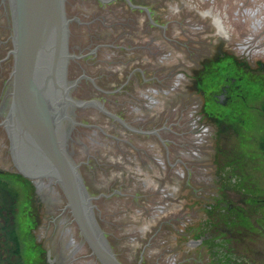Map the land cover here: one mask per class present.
Returning a JSON list of instances; mask_svg holds the SVG:
<instances>
[{
  "label": "water",
  "instance_id": "1",
  "mask_svg": "<svg viewBox=\"0 0 264 264\" xmlns=\"http://www.w3.org/2000/svg\"><path fill=\"white\" fill-rule=\"evenodd\" d=\"M218 50L206 70L264 75V0H0V177L24 185L40 264H101L74 215L104 264H206L200 225L212 264H257L263 223L188 88Z\"/></svg>",
  "mask_w": 264,
  "mask_h": 264
},
{
  "label": "rangeland",
  "instance_id": "2",
  "mask_svg": "<svg viewBox=\"0 0 264 264\" xmlns=\"http://www.w3.org/2000/svg\"><path fill=\"white\" fill-rule=\"evenodd\" d=\"M237 66L234 65L226 73L227 77L230 78L232 72L237 73L236 69L241 68ZM244 71L249 72L252 81L243 80L237 84L244 100L239 99L237 104L240 117L229 119L224 131L247 204L263 223L256 261L257 264H264V75L243 68ZM0 180L17 195L14 228L19 239L20 259L24 264H40L38 244L35 242L37 232L33 217L29 215L30 206L24 185L18 178L1 176Z\"/></svg>",
  "mask_w": 264,
  "mask_h": 264
},
{
  "label": "flooded vegetation",
  "instance_id": "3",
  "mask_svg": "<svg viewBox=\"0 0 264 264\" xmlns=\"http://www.w3.org/2000/svg\"><path fill=\"white\" fill-rule=\"evenodd\" d=\"M216 53H218V54L216 55ZM216 53L214 55H212L211 57H205L203 59L202 63L198 66V68L195 70V72L192 75L193 76L192 78H194L193 82H192V87L189 86L188 88L191 89V92L197 93L200 96L201 104H199L198 110L201 112L202 117L205 120L209 121L210 123L212 122V124H215L216 126L221 125V124H223L222 126H225L226 123L229 121V119L236 120L238 117H240V115H239L240 110H238L237 104L239 102V99L240 100H243V99L241 98V91L239 89L240 87H238L237 84H239V82L243 81V80H246V82H248L252 78L250 75H248V73H249L248 71L243 72L242 67L236 69V71H235V72H237L236 74L232 72V75H230L231 76L230 78H229V76L227 77V75L225 76V74L223 73V71L221 69L214 70L213 72H208L205 69L206 65H212L213 67L215 65L217 67L218 64L220 65V60L223 57H225L226 55H230L231 58L234 56L228 50H226V51L218 50ZM259 64H261V66L264 68V62L263 61H260ZM249 70H250V68H249ZM250 71H252V70H250ZM250 74L252 75V72H250ZM240 75L242 76V78ZM144 96H145V93H144ZM136 111H138V110H136ZM65 134H66V132L64 130L63 136H65ZM148 184H149V181L147 179H145L144 185H148ZM62 188H63V186H62ZM63 192H64V189H63ZM162 193H163V198H166V195H164L165 194L164 190H162ZM65 195H66V193H65ZM66 199H67V196H66ZM215 202L216 201L213 200V198H212L209 201V204L207 205V209L215 207ZM163 208H164V205L158 206L159 211H162ZM70 211L73 214L71 206H70ZM29 215H32L31 212L29 213ZM149 216L153 217V215H151V214H149ZM35 217L33 218L34 221H35ZM74 219H75L77 225H79V229L82 232V236H84V238L86 239L88 246H90V249L93 251L95 256L99 259L101 264H104L102 262L101 258L98 257L97 252L95 251L94 247L90 243L91 241L92 242L94 241L93 237L88 233V231L91 232L90 228L92 226V224H91L92 219L89 220L90 222H87L88 219L86 217V220L83 221V225H84L85 230L82 228V225L78 222L75 215H74ZM221 221H223V220L221 219ZM210 222H211V224L214 225V224H216L217 221L209 219L208 224ZM188 223L189 222H186L184 228H186V225ZM218 223L219 222H217V225H218ZM202 227L203 226L200 225V229H196V230L194 229L195 232L193 233L191 238H189L188 243H189V245L191 244V246H192V244H194V242H196L195 246H200V250H198L199 256L204 258V255H205V259L207 258L206 264H212L210 262V257L212 256V253H214L213 252V246H209V245L206 246L204 240L207 236H211V234L216 235L217 233H221V232H219L218 226H217V227L213 228L212 230H211L212 227L209 229L211 234L209 233L208 230H205V232L202 234L201 233ZM205 229H206V227H205ZM207 229H208V225H207ZM35 242H37V244H40L38 242V238H37V240H35ZM106 245L108 246L107 242H106ZM99 248H101V247H99ZM44 249L47 250V248H44ZM105 251H107V250L105 249ZM48 256H49V252L47 251L46 259L48 260V262L45 259V261H46L45 264L50 263ZM113 256H115V255H113ZM115 258L117 259V261L120 264H123L117 258V256H115ZM142 258H143V256H142ZM201 260L203 261L202 258H201ZM176 261L177 260H176V257L174 255H170V256H168V258H166L167 264H177ZM195 261L197 262V264H203V262H199V260H195Z\"/></svg>",
  "mask_w": 264,
  "mask_h": 264
},
{
  "label": "trees",
  "instance_id": "4",
  "mask_svg": "<svg viewBox=\"0 0 264 264\" xmlns=\"http://www.w3.org/2000/svg\"><path fill=\"white\" fill-rule=\"evenodd\" d=\"M214 69H207L212 72ZM17 195L10 191L3 180H0V264H24L20 259L19 239L15 230V212Z\"/></svg>",
  "mask_w": 264,
  "mask_h": 264
}]
</instances>
